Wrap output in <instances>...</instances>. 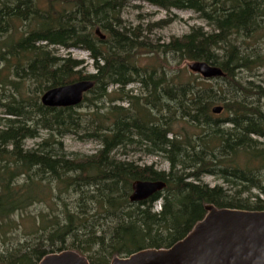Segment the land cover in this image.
Listing matches in <instances>:
<instances>
[{
    "label": "trees",
    "instance_id": "trees-1",
    "mask_svg": "<svg viewBox=\"0 0 264 264\" xmlns=\"http://www.w3.org/2000/svg\"><path fill=\"white\" fill-rule=\"evenodd\" d=\"M39 1L0 0V264H36L64 250L109 264L114 256L169 247L204 216L205 204L264 210V86L242 76L264 68L255 45L264 35V0ZM137 1L193 11L208 29L191 27L152 46L142 27L123 25L122 10ZM55 48L86 51L95 72L83 73L84 61ZM139 54L205 61L223 76L167 74L160 65H139ZM78 80L94 85L77 106L40 103L47 89ZM132 83L139 94L125 90ZM214 105L222 118L211 113ZM67 135L99 148L69 158L61 141ZM131 146L162 157L167 172L118 159ZM203 174L224 186L203 184ZM136 180L165 187L130 203ZM39 203L48 209L34 218L28 238L7 244L19 230L13 216Z\"/></svg>",
    "mask_w": 264,
    "mask_h": 264
},
{
    "label": "water",
    "instance_id": "water-1",
    "mask_svg": "<svg viewBox=\"0 0 264 264\" xmlns=\"http://www.w3.org/2000/svg\"><path fill=\"white\" fill-rule=\"evenodd\" d=\"M95 35L104 40L99 28ZM187 69L203 79L223 76L222 70L205 61H192ZM91 80H78L44 91L45 107H74L92 89ZM221 106L211 112L219 114ZM165 187L163 181L136 180L131 184L130 203L145 201ZM204 216L180 240L167 248H144L114 256L109 264H264V210L217 208L205 204ZM36 264H89L85 256L64 250L44 255Z\"/></svg>",
    "mask_w": 264,
    "mask_h": 264
},
{
    "label": "rangeland",
    "instance_id": "rangeland-1",
    "mask_svg": "<svg viewBox=\"0 0 264 264\" xmlns=\"http://www.w3.org/2000/svg\"><path fill=\"white\" fill-rule=\"evenodd\" d=\"M40 6H45L46 0H40ZM121 19L125 26L136 27L139 25L142 27V35L148 38V43L150 45H160L161 43H167L172 38H178L188 33L191 27L201 26L204 29H208L206 26V22L201 20L196 13L190 10H177L171 9L169 12H166L163 9H159L155 6H152L146 2H131L128 4L121 12ZM164 22L160 25L161 22ZM157 26H153V25ZM14 26L17 28L20 26L19 21L14 22ZM150 27V29H148ZM148 29V30H147ZM18 34H15V37H18ZM253 44V43H249ZM255 45L260 50V53L264 56V35H262L255 43ZM58 51V55L66 56L69 55L71 59L74 60H82L84 64L81 68L83 73H94L95 70L91 65V61L88 57V53L79 48H71L65 50L63 48H55ZM137 62L139 65H147V64H155L157 67L160 65L164 67L167 74L171 71L176 73L177 71L186 70L189 61H181L177 59H171L167 56L166 61H162L161 58H151L147 55L139 54L137 55ZM190 72V71H189ZM242 76L245 79H250L255 81V83L261 84L264 86V68H260L259 70H247L242 73ZM251 77V78H250ZM115 86H109L107 92L113 91ZM133 90V94H139L138 87L134 84H131L125 88V90ZM118 105L125 106V103L116 102ZM79 111H85L84 109H80ZM225 113H221L220 115H216L218 118H222ZM45 136V132H41V137ZM40 139L36 140H28L26 141V145L28 147H32L36 142ZM62 148L63 153L72 158L74 156H86L94 154L99 145L96 141L93 140H80L78 136L67 135L62 140ZM125 155H121L120 151L117 152L118 159H125L130 161H136L139 164L144 165H153L156 170L167 172L168 165L167 162L160 156L148 155L138 148L131 146L126 147L124 150ZM200 180L203 184L214 187L217 185H223L222 181L216 176L203 174L200 177ZM160 202L156 201L153 204V210H160ZM47 207L43 203L34 204L24 212H18L13 216L14 222L18 224V231L11 233V235L7 236L8 240L7 244H12L15 240H22L28 238V231L33 228V220L34 218H38L37 215L41 211H47ZM5 246V239L4 244ZM86 256V255H85Z\"/></svg>",
    "mask_w": 264,
    "mask_h": 264
},
{
    "label": "bare ground",
    "instance_id": "bare-ground-1",
    "mask_svg": "<svg viewBox=\"0 0 264 264\" xmlns=\"http://www.w3.org/2000/svg\"><path fill=\"white\" fill-rule=\"evenodd\" d=\"M123 25H124V24H123ZM115 27H116V26H115ZM27 29H28V28H27ZM95 29H96V28H95ZM193 74H194V73H193ZM91 81H92V80H91ZM132 84L136 85L137 87L139 86L138 83H132ZM130 85H131V84H130ZM40 103H41V102H40ZM214 106H221V105H214ZM214 106H213V107H214ZM221 107H222V106H221ZM211 108H212V107H211ZM222 109H223V108H222ZM211 113H212V112H211ZM221 113H222V111H221L219 114H221ZM212 114H214V113H212ZM219 114H214V115H219ZM150 181H151V180H150ZM159 181H160V180H159ZM164 183H165V182H164ZM163 189H164V188H163ZM163 189H162V190H163ZM162 190H161V191H162ZM161 191H160V192H161Z\"/></svg>",
    "mask_w": 264,
    "mask_h": 264
}]
</instances>
